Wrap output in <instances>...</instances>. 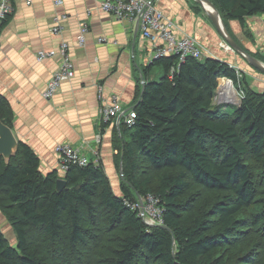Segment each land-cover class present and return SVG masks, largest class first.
Returning <instances> with one entry per match:
<instances>
[{
  "label": "trees",
  "instance_id": "obj_1",
  "mask_svg": "<svg viewBox=\"0 0 264 264\" xmlns=\"http://www.w3.org/2000/svg\"><path fill=\"white\" fill-rule=\"evenodd\" d=\"M211 1L228 31L230 20L245 26L264 14V0ZM194 58L159 57L145 68L135 122L118 126L123 194L101 163L69 164L58 192V172L43 174L27 143L9 164L0 157V208L17 236L12 246L0 229V264H264V91L242 85L240 106H217L221 77L245 81L227 61ZM156 65L158 81L149 78ZM0 118L13 127L2 94ZM148 194L163 225H147L129 205ZM232 246L245 260L227 254Z\"/></svg>",
  "mask_w": 264,
  "mask_h": 264
},
{
  "label": "crops",
  "instance_id": "obj_2",
  "mask_svg": "<svg viewBox=\"0 0 264 264\" xmlns=\"http://www.w3.org/2000/svg\"><path fill=\"white\" fill-rule=\"evenodd\" d=\"M55 1L13 0L14 10L0 30V94L13 110L15 134L38 154L43 174L57 171L64 176L56 147L68 143L91 162L98 160L113 183L120 175L119 127L116 121L102 124L99 109L114 94L125 109L137 104L152 44L142 37L137 22L105 12L102 0H63L61 5ZM153 1L175 23L178 35L196 37L209 49L211 54L206 51L205 57L224 58L233 64V58L222 54L221 34L203 5L196 0ZM56 23L60 32L54 34L51 28ZM82 23L88 24L89 31L81 45ZM228 26L235 41L250 55L257 59V54L264 55V14L247 18L245 26L237 20H230ZM99 38L106 40L100 42ZM62 42L70 46L73 76L62 83L54 97L46 99L43 92L59 66ZM44 52L53 54L39 60ZM239 69L244 71L242 66ZM98 86L103 88L102 99ZM261 87L252 88L264 91ZM118 187L120 193V183ZM8 225L9 219L0 208L3 233ZM10 245H17V236L16 243Z\"/></svg>",
  "mask_w": 264,
  "mask_h": 264
},
{
  "label": "built area",
  "instance_id": "obj_3",
  "mask_svg": "<svg viewBox=\"0 0 264 264\" xmlns=\"http://www.w3.org/2000/svg\"><path fill=\"white\" fill-rule=\"evenodd\" d=\"M24 1L27 3L32 2V0ZM55 2L56 5L63 4V0H56ZM101 8L116 19H128L138 23L142 37L149 40L152 44L153 53L150 57V63L159 57L170 55H178L180 61H183L187 56H192L197 59H203L206 56V51L203 50L204 47L199 45L195 38L187 35L181 36L176 33L175 23L166 17L164 12L155 5L153 0H102ZM13 10V0H0V23L6 19L8 15L12 14ZM65 17V15L62 16V18ZM51 31L54 34L59 33V24L56 23L55 26L51 28ZM88 31V24L82 23L78 37L79 44L82 45L85 43ZM105 40V38H99L100 42ZM52 54L53 52L40 53L38 58L42 60ZM58 55L60 56L59 66L47 81L46 88L43 92L46 99L54 97L58 93L62 83L73 76L74 64L70 54V46L67 42H62L60 44ZM231 80L228 79L225 83L228 81L231 82ZM220 81L221 80H219V83ZM221 90L222 85L218 84L214 100L220 102V100L226 99V101H230L231 99L222 98ZM102 95L103 88L102 86H98V97L102 99ZM99 112L102 124L116 121L119 126L120 122L123 120L127 125L131 126L134 124L136 118L135 109H125L116 94L112 95L110 100L100 107ZM97 139V141H100V136H98ZM56 151L60 154L61 170L64 173L71 163L85 166L91 162L81 153L80 149L68 143L59 144L56 147ZM94 163L99 164L98 160ZM145 198L148 199V202L143 208L140 201L129 205L138 210L143 220L144 217H147V220H144L147 225H163L161 219L162 208L159 205V200L153 194H148ZM157 215L158 217L156 218Z\"/></svg>",
  "mask_w": 264,
  "mask_h": 264
},
{
  "label": "rangeland",
  "instance_id": "obj_4",
  "mask_svg": "<svg viewBox=\"0 0 264 264\" xmlns=\"http://www.w3.org/2000/svg\"><path fill=\"white\" fill-rule=\"evenodd\" d=\"M225 25V24H224ZM225 27H226V25H225ZM226 29H227V27H226ZM228 30V29H227ZM221 34V33H220ZM250 36H252V40H256V36H255V34H252V33H250L249 34ZM193 38H195L196 39V41L199 43V45H202V47H204L203 48V50L204 51H207V53H210V51H209V49L205 46V45H203V43L199 40V39H197L196 37H193ZM235 40V39H234ZM219 47H220V49H221V51H222V54L224 55V56H226L227 58H229V59H231L232 60V58H233V60H232V63L233 64H231V63H229L227 60H225L224 58H220V60H222V61H227L230 65H232V66H234V68H236L239 72V79L240 80H242V79H244V83H242L241 85H239V84H236L233 80H231L230 78H228V77H221L219 80H221L220 81V83H219V85H222V84H224L228 79L229 80H231V82H232V85H233V87L232 88H234L235 89V91H236V93H237V96H238V99H235L236 97H235V95H233L232 93H230V96L229 97H232V99L231 100H233V101H229V102H225L226 101V99H223L222 101L220 100V102L219 101H216V100H214V104L215 105H219V103H225V104H227V103H233V105L234 104H238L239 102H241V98H242V94H243V90H242V88H241V86L242 85H246V87H254V88H256V87H259L260 85H262L263 87H261V88H264V71H262V70H260V69H258L256 66H252V65H250V63L247 61V59L244 57V55L243 54H241V53H239V52H237L236 50H234V48L231 46V45H229L228 43H227V41L225 40V38L222 36V34H221V40H220V42H219ZM243 48V47H242ZM247 52V51H246ZM211 54V53H210ZM241 54V55H240ZM258 55V57H259V59H260V61L262 62V63H264V58H263V54H261V53H259V54H257ZM219 59V58H218ZM243 67V69H244V71L243 70H241V69H239V67ZM243 73V74H242ZM163 74H164V72H163V70H162V68L160 67V66H158V65H156V66H154V68H153V70H152V78H154V80H156V81H158V80H160V78L163 76ZM250 76V77H249ZM242 78V79H241ZM247 79V80H246ZM249 83V84H248ZM255 84H257V85H255ZM248 85V86H247ZM256 90V89H255ZM231 92V91H230ZM227 96H222V98H226ZM120 175H119V177L116 179V180H114L113 181V183H112V186H113V188H114V190L117 192V193H119V191H118V189H119V187H118V185H119V183H120ZM119 182V183H118ZM196 186H195V188L192 190L193 191V193H195V192H197V191H195L196 190ZM120 193L121 194H123V192H122V190H120ZM207 194L206 193H203V194H201L199 197H198V199L197 200H195V202H199L200 200L201 201H203L204 200V197L206 196ZM210 196V195H209ZM137 201H140L141 202V204H142V208H143V206H145L146 204H147V202H148V199H146L145 197H140V198H138V200ZM158 217V215L156 216V218ZM147 220V217H144V220ZM4 235H5V237H6V239H7V241L9 242V244L11 243V244H15L16 243V231L14 230V228H13V226H12V224L10 223V225H8V227H6L5 229H4ZM37 235H34V232L33 233H31L30 232V235H29V237L31 238L32 237V239H37V237H36ZM234 241H236V239H231V242H234ZM228 244H230V243H228ZM234 249H236L235 248V246H232V248L231 249H227L226 250V252H227V254H229V255H231V257H232V259H236V258H238V260L237 261H239V262H241V261H243V260H245V257H244V255H241L240 253L242 252V250L240 251V252H236V250H234ZM225 253V252H224ZM257 256H258V258H259V253L257 254ZM256 256V257H257ZM85 257H84V255H81L80 257H79V260H81L82 262H86L85 261V259H84ZM232 261V260H231ZM234 261V260H233ZM238 262V263H239ZM248 264H251V263H248Z\"/></svg>",
  "mask_w": 264,
  "mask_h": 264
},
{
  "label": "water",
  "instance_id": "obj_5",
  "mask_svg": "<svg viewBox=\"0 0 264 264\" xmlns=\"http://www.w3.org/2000/svg\"><path fill=\"white\" fill-rule=\"evenodd\" d=\"M196 1L205 7L208 16L211 18L214 25L216 26L218 31L222 34V36L225 38L227 43L231 45L234 48V50L243 54L248 62L256 66L258 69L264 71V63H262L260 60H258L257 58L246 52V50L242 48L230 35V32L226 29L222 17L218 9L214 5V3L211 0H196ZM145 86H146V81L145 79H143L141 95L144 93ZM225 102H229V101H225ZM220 104H225V103H219V105ZM227 104H233V103H227ZM240 104L241 102L234 105L240 106ZM20 142L21 140L15 134L13 128L7 125L6 123H4L0 118V157L4 159L6 164H9L11 159L14 156H16ZM120 177L123 179L122 167L120 169ZM66 185H67L66 179L64 178V176H61L56 182L57 191L58 192L62 191L66 187Z\"/></svg>",
  "mask_w": 264,
  "mask_h": 264
},
{
  "label": "bare ground",
  "instance_id": "obj_6",
  "mask_svg": "<svg viewBox=\"0 0 264 264\" xmlns=\"http://www.w3.org/2000/svg\"><path fill=\"white\" fill-rule=\"evenodd\" d=\"M156 5V4H155ZM209 6V5H208ZM9 22V21H8ZM207 35V34H206ZM231 35V34H230ZM216 36V35H215ZM137 38V37H136ZM136 40H138V39H136ZM207 42V41H206ZM146 43V42H145ZM124 47V46H123ZM135 49H136V47H135ZM131 51V50H130ZM195 59V58H194ZM138 64V63H137ZM243 74V73H242ZM250 77V76H249ZM138 79V78H137ZM242 79V78H241ZM247 80V79H246ZM249 84V83H248ZM233 87V85H232V83L231 82H227V83H224V84H222V96H227L226 98H228V99H232V97H229L230 96V93H232L233 95H235V99H238V96H237V93H236V91H235V89L234 88H232ZM245 88V87H244ZM243 88V89H244ZM231 91V92H230ZM254 93V92H253ZM244 103V102H243ZM232 105V104H231ZM72 186V185H71Z\"/></svg>",
  "mask_w": 264,
  "mask_h": 264
}]
</instances>
